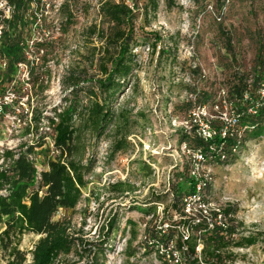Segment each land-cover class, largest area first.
Returning <instances> with one entry per match:
<instances>
[{"label": "rangeland", "instance_id": "obj_1", "mask_svg": "<svg viewBox=\"0 0 264 264\" xmlns=\"http://www.w3.org/2000/svg\"><path fill=\"white\" fill-rule=\"evenodd\" d=\"M39 1L45 7L46 27L40 29L35 25L23 32L30 45L44 43L45 47L37 55L39 61L32 71L26 66L17 74L15 90L24 94L16 107L18 116L9 113L0 116V153L7 150L18 153L22 144L40 145L31 155L37 172L46 170L47 159L57 156L47 120L53 117L54 110L61 109L71 91L64 89L61 82L72 72L80 79L79 90L93 87L99 78L101 45L98 37L90 38L87 29L106 28L98 13L103 0ZM174 2L175 6L167 9L164 0H158L156 13L144 14L147 0L126 1L136 16L135 70L112 103L115 121L105 136L99 141L89 135L85 137L81 165H88L90 170L85 174L87 189L81 201L74 210L59 211L53 219L67 220L74 236L85 242H107L105 264H159L152 255L142 256L141 212L149 210L155 214V204H161L166 211L162 221L170 220L168 223L172 225L178 222L170 205L176 184L185 183L186 178V169H182L186 160L180 145L183 135L187 136L183 122L189 109V94H209L210 103L220 88H230L233 80L256 74L263 66L264 0ZM64 3L74 20L69 27L65 26L67 14L63 16L60 12ZM133 3L136 7H132ZM34 7L33 4L31 9ZM2 11L7 15V9ZM24 71L30 73L27 81ZM80 93V100H84L85 95ZM30 112L41 119L38 132L23 136ZM120 112L128 119L121 130L126 133V143L123 150L111 154L121 135L115 134ZM261 131L257 138L248 134L235 154L211 168L210 194L216 203L231 209V223L236 228L234 238L255 235L260 238L250 248L230 246L225 256L232 253L236 259L225 264H264V131ZM117 183L129 191L115 193L110 186ZM113 220L116 230L106 237L107 226ZM132 230L136 236L127 248ZM38 239L33 234L22 237L19 250L26 254L27 264ZM60 261L76 262L77 258L71 254ZM0 264H5L3 258Z\"/></svg>", "mask_w": 264, "mask_h": 264}, {"label": "trees", "instance_id": "obj_2", "mask_svg": "<svg viewBox=\"0 0 264 264\" xmlns=\"http://www.w3.org/2000/svg\"><path fill=\"white\" fill-rule=\"evenodd\" d=\"M4 1L12 10L9 18L3 17L0 11V26L2 27L0 53L7 60V67L0 81V93L5 91L6 85L7 87L12 85V79L17 73V64H26L31 67L30 71H32L39 61L37 55L45 47L44 43H37L33 46L35 50L28 52L23 30H29L35 25L40 29L45 28V21H47L44 15L45 7H42L39 0H34V9H31L33 0ZM126 1L103 0L98 13L100 19L105 22L106 28L101 31L95 27L87 29L90 38L98 37L101 45L97 64L99 78L94 81L93 87L90 90H86L87 88L79 90L80 79L72 72L67 74L61 82L64 89L71 91L66 95L61 109L54 110L53 117L47 120L48 127L53 133V147L57 156L54 159H47L46 170L37 172L34 162L29 159L34 154L35 147L38 148L40 145L22 144L18 153L5 152L3 156L4 159L0 166V192L3 191L5 194L0 195V258L5 260V264H27L26 254L19 250L22 237L27 234L39 236L30 252L31 260L28 264H105L104 246L107 242H85L74 236L67 220L54 221L53 219L59 211L74 210L81 201L83 191L87 189L85 174L90 170L88 165H81V150L85 146V137L89 135L99 141L105 136L107 129L115 121L112 103L115 102L117 94L130 81L135 70L133 50L137 44L134 39L133 24L136 16L133 8L129 7ZM164 3L167 9L175 6L174 0H164ZM132 7H136L134 3ZM157 9L158 0H147L143 8L144 14L147 12L155 14ZM29 10L30 14H28ZM60 12L63 16L67 14L65 26H71L74 20L72 14L69 13L68 4H62ZM263 67L264 62L258 72L251 75L254 78L252 87L258 85ZM196 73L193 72V74ZM247 77L233 80L228 88L232 99H240L247 89ZM14 86L12 89L15 90ZM80 92L85 95L84 100H80ZM191 94H196V104H208L210 101L209 94L201 92ZM20 95L22 98L24 94L19 93ZM26 103L29 105V97ZM187 106L190 108L192 103L188 102ZM117 120L118 126H115V134L120 135L121 132V135H118L119 140L115 142L111 154L123 150L126 143V133L122 134L121 130L128 119L120 112L117 114ZM40 121L41 119L34 113L32 126L27 125L22 135H36ZM241 122L250 125L253 120L243 117ZM261 130L264 131V126H259L250 134L257 138L262 133ZM221 142L223 141H220L218 137L208 142L185 135L181 138V143H186L193 148L201 147L205 152L209 145H218ZM225 142V153L230 156L231 152L228 148L235 142L231 139H226ZM24 148L25 150L22 151ZM185 166L182 169H186L187 172V166ZM183 180L185 183L176 184L177 188L174 190V200L170 205L173 216L181 217V199L184 194L192 190L190 180L187 177ZM123 187L124 185L117 183L111 185L110 189L119 194L129 191ZM225 212L229 214L231 209L227 208ZM141 213V224L143 225L147 223L145 218L153 214L149 210ZM168 222L170 220L166 221ZM175 224L184 225L192 234L203 227L183 220ZM130 226L135 228L134 224ZM107 227L106 237H109L116 230L115 220ZM153 230L154 228H146L144 234H150V237L154 239ZM173 235L174 230H169L164 241H168V238ZM235 235L236 228L231 223L224 230L214 227L212 231H206L199 237L191 236L186 242L188 250L186 264H196L194 255L198 244L202 246L201 258L205 264H225L236 259L232 253H227L225 256L230 246L235 249L250 248L260 239L257 235L235 239ZM135 236V230L130 231L127 248ZM176 245L181 246L180 240L176 242ZM140 248L145 250L142 254L144 257L153 253V249L143 240ZM71 254L77 258L76 262L60 261L62 257L66 258ZM127 256L132 257L131 254ZM157 259L161 261L159 256ZM127 264L137 263L127 262Z\"/></svg>", "mask_w": 264, "mask_h": 264}, {"label": "built area", "instance_id": "obj_3", "mask_svg": "<svg viewBox=\"0 0 264 264\" xmlns=\"http://www.w3.org/2000/svg\"><path fill=\"white\" fill-rule=\"evenodd\" d=\"M31 4H34V0ZM5 9H7V15H3V17L9 18L12 8L7 6L4 0H1L0 11L2 14V10ZM1 39L2 27L0 26V43ZM26 46L28 52L34 50L33 44L30 45L27 40ZM26 66V64H17V73L14 79H12V85L6 87V89L9 88L11 90L5 89V91L0 93V116H4L6 113L12 114L15 117L18 116L19 110H16V107L23 97L20 98L19 93L12 89V87L17 82V74L20 70L26 68ZM6 67L7 60L0 53V81ZM24 74L27 81L29 77L27 71H24ZM253 80L252 76L247 77V89L242 93L240 99H232L228 88H220L216 96L208 104H196V94H189L188 102H191L192 106L188 109L186 120L183 122L187 130V136L203 142H208L218 137L223 142L218 145H209L206 148V152L201 147L193 148L186 143H181L180 151L185 157L187 166L186 177L191 182L192 190L184 194L181 199V217L178 216V221H188L193 225L203 227L195 234H192L184 225H172L171 223L163 222L162 215L165 208L161 204H155L157 212L146 217L147 223L142 225V239L153 249L151 255L154 256L155 260H158L157 256L160 257L161 261H159V264L160 262H164V264H186L188 261V257H186L188 253L186 242L191 236L199 237L206 231H212L214 227H220L224 230L231 224L233 216L231 213L226 214L225 210L227 206L222 203H216L210 194L212 186L211 168L217 163L227 160L228 155L225 153L226 139H231L235 142L228 148L231 156L239 150L244 138L248 134L254 132L259 126H264V67L261 72V79L258 81L256 87H252L251 85ZM243 117L251 118L253 123L250 125L242 124ZM27 122L28 126H32V112L29 113ZM5 152L13 151L7 150ZM5 152L2 151L0 153L1 164ZM29 159L32 160L31 157ZM146 228H154L152 234L154 239L150 237V234H144ZM169 230H175V232L165 242L164 238ZM179 240L181 242L180 247L176 245V242ZM201 249L202 246L200 244L195 248L194 259L196 260V264H205L201 258ZM142 252L144 253L145 250L142 249Z\"/></svg>", "mask_w": 264, "mask_h": 264}]
</instances>
